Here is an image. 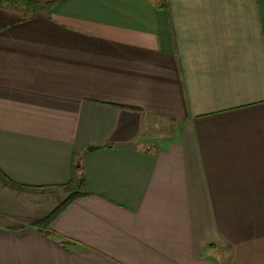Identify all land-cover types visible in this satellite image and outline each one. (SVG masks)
Masks as SVG:
<instances>
[{"label":"crops","instance_id":"crops-1","mask_svg":"<svg viewBox=\"0 0 264 264\" xmlns=\"http://www.w3.org/2000/svg\"><path fill=\"white\" fill-rule=\"evenodd\" d=\"M54 1L0 0V178L84 194L0 264H264V0Z\"/></svg>","mask_w":264,"mask_h":264},{"label":"rangeland","instance_id":"rangeland-1","mask_svg":"<svg viewBox=\"0 0 264 264\" xmlns=\"http://www.w3.org/2000/svg\"><path fill=\"white\" fill-rule=\"evenodd\" d=\"M66 197L67 193L61 188L32 191L15 187L0 178V209H3L0 210V226L35 223L53 211ZM6 213H12L13 216Z\"/></svg>","mask_w":264,"mask_h":264},{"label":"trees","instance_id":"trees-1","mask_svg":"<svg viewBox=\"0 0 264 264\" xmlns=\"http://www.w3.org/2000/svg\"><path fill=\"white\" fill-rule=\"evenodd\" d=\"M22 2V1H21ZM60 2V0L51 2L46 5V11L51 10L56 6V4ZM26 4H29L30 2H24ZM79 170L78 167H74V174L73 178L70 183L67 185H63L59 188L63 189L67 193V197L59 203L58 206L55 207L53 211H51L48 215L43 217L42 219H39L35 221V223H28L29 226L32 228L38 229L39 231L41 230H46L48 226L51 224V222L71 203L73 202L76 198L79 196L83 195L84 192L82 190L83 188V183L84 179L81 176L77 175V171Z\"/></svg>","mask_w":264,"mask_h":264},{"label":"water","instance_id":"water-1","mask_svg":"<svg viewBox=\"0 0 264 264\" xmlns=\"http://www.w3.org/2000/svg\"><path fill=\"white\" fill-rule=\"evenodd\" d=\"M117 147L119 146V145H116ZM97 147H94V146H91V147H88L87 148V151H91V150H93V149H96ZM77 166H79V164H77Z\"/></svg>","mask_w":264,"mask_h":264}]
</instances>
